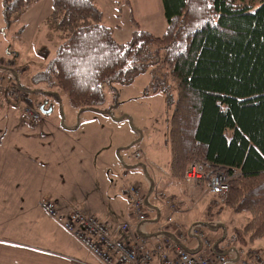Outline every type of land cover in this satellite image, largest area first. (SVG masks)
I'll list each match as a JSON object with an SVG mask.
<instances>
[{"label": "trees", "instance_id": "trees-1", "mask_svg": "<svg viewBox=\"0 0 264 264\" xmlns=\"http://www.w3.org/2000/svg\"><path fill=\"white\" fill-rule=\"evenodd\" d=\"M37 1L11 0L9 8ZM256 1L162 0L163 35L136 27L119 42L96 0H53L52 20L69 36L32 78L59 86L76 108H98L105 84L131 83L154 65L151 46L164 48L177 88L171 173L184 182L192 165L225 172V204L249 214L245 232L252 240L264 238V0Z\"/></svg>", "mask_w": 264, "mask_h": 264}, {"label": "rangeland", "instance_id": "rangeland-1", "mask_svg": "<svg viewBox=\"0 0 264 264\" xmlns=\"http://www.w3.org/2000/svg\"><path fill=\"white\" fill-rule=\"evenodd\" d=\"M10 1L0 0V79L4 86L1 93L7 95L10 83L14 82L24 98L19 102L10 98L0 101V134L6 133V124L11 121L22 124L27 121L36 133L63 132L81 139L87 150L105 156L111 168L104 170L106 178L101 182L105 186L110 180L115 184L122 178L127 186L180 194L187 212L180 222L200 226L212 245L226 251L230 258L227 263L240 250L264 247V238L252 240L245 232L247 212L227 206L225 199L209 191L205 180L195 184L186 180L184 184L173 177L170 127L177 88L163 63L164 48L151 46L157 55L154 65L131 83L105 84V101L98 108H76L59 86L35 85L32 80L47 68L69 36L66 29L57 27L52 20L53 0H39L21 9L9 8ZM96 3L103 12V23L111 27L119 42L129 41L136 27L156 36L166 31L162 0H96ZM259 3L257 0L255 5ZM26 101L40 114L39 121L22 109ZM41 106L46 111L52 110L44 112ZM43 122H46L43 126H37ZM74 170L53 171L52 181L75 183ZM92 175L97 178L95 173ZM88 179L89 184L98 188V180ZM202 184L198 190L194 189ZM102 194L107 195L103 186ZM164 219L165 212L161 221ZM192 239L199 242L197 237Z\"/></svg>", "mask_w": 264, "mask_h": 264}, {"label": "crops", "instance_id": "crops-1", "mask_svg": "<svg viewBox=\"0 0 264 264\" xmlns=\"http://www.w3.org/2000/svg\"><path fill=\"white\" fill-rule=\"evenodd\" d=\"M4 99L9 100L2 92L0 101ZM6 127V133L0 134V264H103L62 224L47 214L42 207L45 198L55 202L59 212L66 216L75 210L97 216L108 222L115 236L129 235V232L121 230L123 224L129 223L132 231L145 237L151 246L162 243L167 236L176 238L177 225L184 231L196 225L180 222L179 219L187 212L185 200L178 193L146 191L133 184L127 186L122 178L115 184L110 180L105 186L101 179L106 178L104 170H111L110 163L101 153L87 150L81 139L63 132L36 133L27 121L24 124L11 121ZM96 164L99 167L96 168ZM68 168L75 169V183L68 185L66 181L63 184L52 181L53 171L57 173ZM126 175L124 171L122 176ZM89 177L98 180V188L89 184ZM182 183L187 184L185 181ZM102 186L107 193L105 197ZM131 186H139L146 196L147 220H138L133 200L125 193ZM200 186L204 185L194 186V189L198 190ZM163 211L166 219L162 222ZM169 217L173 218L172 222L168 221ZM193 237L197 236L191 235L188 242L177 238L176 241L193 250L200 244V239L196 242ZM256 253H261L264 259V247H254L240 250L229 263L228 257L225 264H243L244 261L258 264L254 260ZM150 264L162 262L157 258Z\"/></svg>", "mask_w": 264, "mask_h": 264}, {"label": "built area", "instance_id": "built-area-1", "mask_svg": "<svg viewBox=\"0 0 264 264\" xmlns=\"http://www.w3.org/2000/svg\"><path fill=\"white\" fill-rule=\"evenodd\" d=\"M16 73L17 75L19 74L18 72ZM1 81L0 79V93L4 88ZM7 97L11 101L18 100L17 102L24 98L14 82L10 83ZM24 109L34 121L40 120L41 116L35 108L26 104ZM204 178L208 180L209 190L212 193L219 195L223 200L226 199L230 184L229 177L225 172L219 170L206 174L199 166L192 165L187 172L186 180L190 184H195ZM125 193L133 200L138 220H147L146 196L141 188L139 186H131L125 190ZM175 206L172 203V207L175 208ZM42 207L49 216L62 224L68 232L72 233L88 250L96 255L103 264H150L157 258L162 264H225L228 260L227 254L218 251L212 245L200 226L193 225L189 231L182 230L180 225L176 226L175 235L177 239L188 242L191 235L200 239V244L196 249L192 250L185 247L171 236L165 237L162 243H156L151 246L145 237L136 231H132L129 223L121 226V230L129 232V235L115 236L112 234L109 225L95 215L75 210L66 216L59 212L55 202L46 198L42 201ZM168 221L172 222L173 218L169 217ZM254 260L258 264H264L261 253H256ZM243 264L250 263L244 261Z\"/></svg>", "mask_w": 264, "mask_h": 264}, {"label": "water", "instance_id": "water-1", "mask_svg": "<svg viewBox=\"0 0 264 264\" xmlns=\"http://www.w3.org/2000/svg\"><path fill=\"white\" fill-rule=\"evenodd\" d=\"M41 109L44 111V112H50L52 109H49V110H44V106H41Z\"/></svg>", "mask_w": 264, "mask_h": 264}]
</instances>
